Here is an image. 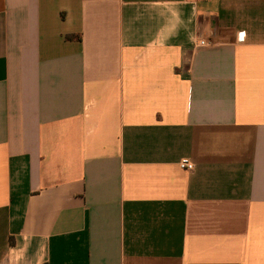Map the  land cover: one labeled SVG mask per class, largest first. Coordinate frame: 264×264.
Instances as JSON below:
<instances>
[{
  "label": "crops",
  "instance_id": "0c3cea01",
  "mask_svg": "<svg viewBox=\"0 0 264 264\" xmlns=\"http://www.w3.org/2000/svg\"><path fill=\"white\" fill-rule=\"evenodd\" d=\"M0 264H264V0H0Z\"/></svg>",
  "mask_w": 264,
  "mask_h": 264
},
{
  "label": "built area",
  "instance_id": "2783aa9c",
  "mask_svg": "<svg viewBox=\"0 0 264 264\" xmlns=\"http://www.w3.org/2000/svg\"><path fill=\"white\" fill-rule=\"evenodd\" d=\"M203 44V42H201ZM179 168L183 171L191 172L193 170V164L188 160H181L179 163Z\"/></svg>",
  "mask_w": 264,
  "mask_h": 264
}]
</instances>
